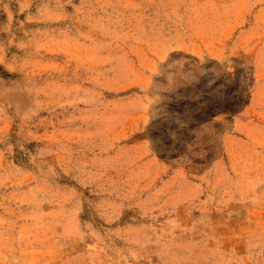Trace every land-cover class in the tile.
Listing matches in <instances>:
<instances>
[{
  "label": "rangeland",
  "instance_id": "obj_1",
  "mask_svg": "<svg viewBox=\"0 0 264 264\" xmlns=\"http://www.w3.org/2000/svg\"><path fill=\"white\" fill-rule=\"evenodd\" d=\"M0 264H264V0H0Z\"/></svg>",
  "mask_w": 264,
  "mask_h": 264
}]
</instances>
